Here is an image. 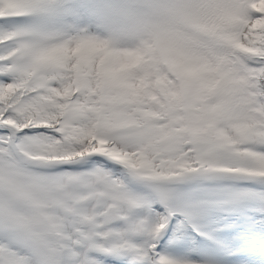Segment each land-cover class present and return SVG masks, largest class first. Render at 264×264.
<instances>
[{
  "label": "snow or ice",
  "instance_id": "6c2138e0",
  "mask_svg": "<svg viewBox=\"0 0 264 264\" xmlns=\"http://www.w3.org/2000/svg\"><path fill=\"white\" fill-rule=\"evenodd\" d=\"M0 264H264V0H0Z\"/></svg>",
  "mask_w": 264,
  "mask_h": 264
}]
</instances>
